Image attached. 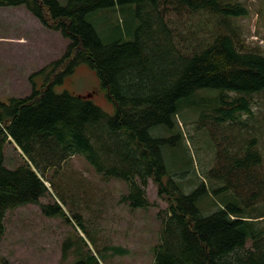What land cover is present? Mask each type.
Returning <instances> with one entry per match:
<instances>
[{
	"label": "trees",
	"instance_id": "1",
	"mask_svg": "<svg viewBox=\"0 0 264 264\" xmlns=\"http://www.w3.org/2000/svg\"><path fill=\"white\" fill-rule=\"evenodd\" d=\"M21 4L70 42L61 58L38 71L50 79L68 60L43 91L0 101V243L10 210L40 204L46 215L72 220L94 245L80 232L77 241L67 239L64 253L74 251V264H104L108 251L127 252L99 246L57 180L70 158L82 156L103 177L128 182L121 202L133 208L150 205V178L168 196V208L158 212L162 228L152 264H264V48L247 42L240 20L250 14L247 2L0 0V6ZM116 5L131 8L137 22L125 25L130 38L118 24L106 41L90 16ZM80 64L95 70L113 112L89 94L56 90ZM211 90L213 100L197 99ZM193 103L203 109V123L214 124L216 159L207 181L186 191L170 176L163 148L183 141L178 115ZM9 137L24 156L15 166L4 158ZM44 197L50 201L41 203Z\"/></svg>",
	"mask_w": 264,
	"mask_h": 264
},
{
	"label": "rangeland",
	"instance_id": "2",
	"mask_svg": "<svg viewBox=\"0 0 264 264\" xmlns=\"http://www.w3.org/2000/svg\"><path fill=\"white\" fill-rule=\"evenodd\" d=\"M245 1L250 14L240 20L246 29L247 42L264 48V12L258 11L259 8L264 10V0ZM130 10L127 6L116 5L91 15L90 19L96 22L106 41L115 36L110 27L118 24L122 25L124 38H130L132 35L124 29L125 25L132 26L134 21L137 22ZM69 42L61 31L42 24L26 5L0 6V101L7 102L12 96H28L34 89L43 91L49 78L46 80V73L38 71L61 58ZM67 62L57 68L49 81L64 70ZM56 90L90 94L108 112H113L114 105L102 89L97 73L87 64L77 65L61 84H56ZM215 95V90L201 91L197 99L205 96L213 100ZM202 111L194 103L184 106L178 115L185 135L183 141L163 148L170 176L180 181L186 191L196 187L201 178L207 181L208 173L215 165L216 148L210 134L212 126L209 128L214 124L210 121L203 123L200 119ZM154 134L162 133L157 130ZM3 153L9 166L24 159L21 149L10 137L4 143ZM57 180L72 194L77 210L89 230L96 234L99 246L103 248L112 244L127 250L123 254L108 251L104 264L153 263V249L160 242L162 228L158 212L170 204L166 194H159L153 179L150 178L147 184L150 201L147 208H133L121 202L122 195L129 190L128 182L103 177L82 156L70 158ZM46 184L53 192L51 184L48 181ZM210 200L206 197L202 203ZM49 201L48 197L41 199V203ZM64 208L72 216L69 208L65 205ZM5 224L6 232L0 243V264H74L76 255L73 250H68L65 255L64 243L67 239L77 241L79 232L88 241V247L94 250L85 232L78 230L72 220L46 215L40 204L10 210Z\"/></svg>",
	"mask_w": 264,
	"mask_h": 264
},
{
	"label": "water",
	"instance_id": "3",
	"mask_svg": "<svg viewBox=\"0 0 264 264\" xmlns=\"http://www.w3.org/2000/svg\"><path fill=\"white\" fill-rule=\"evenodd\" d=\"M88 96H91L90 94Z\"/></svg>",
	"mask_w": 264,
	"mask_h": 264
}]
</instances>
